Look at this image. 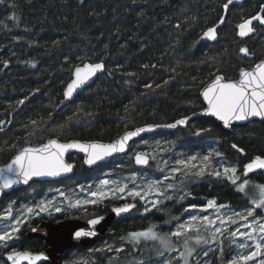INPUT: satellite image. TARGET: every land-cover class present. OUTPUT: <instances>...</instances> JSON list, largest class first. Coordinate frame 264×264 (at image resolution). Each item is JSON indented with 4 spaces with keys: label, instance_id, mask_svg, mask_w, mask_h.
<instances>
[{
    "label": "trees",
    "instance_id": "trees-1",
    "mask_svg": "<svg viewBox=\"0 0 264 264\" xmlns=\"http://www.w3.org/2000/svg\"><path fill=\"white\" fill-rule=\"evenodd\" d=\"M225 2L4 0L0 3V121H4L0 125V165L25 146L26 140L32 146L49 138L64 142L73 139L111 142L137 127L172 124L200 111L203 108L200 90L213 78L210 73L219 70L226 79L233 80L241 68H251L264 59V26L254 21L256 30L247 37H240L237 28L243 19L259 11L264 0H234L227 12L222 9ZM222 15L225 23L219 25L217 39H203V32L218 24ZM241 47H247L252 55L239 52ZM4 61H8L7 66ZM101 61L105 69L92 84L64 102L63 91L74 67ZM146 84L152 87L146 88ZM20 100L24 104H19ZM32 119L39 122L38 127L30 125ZM202 128L211 131L194 134ZM232 144L243 148L244 153L233 149ZM213 149L223 154L214 157V166L235 165L242 172L245 163L264 155V124L252 121L225 128L211 118L199 117L173 130L142 135L130 143L125 154L105 164L87 166L82 155L72 154L68 160L74 162L75 168L70 177L32 182L4 195L0 212L12 200L15 207L22 202L34 205L51 196L53 193L47 191L53 187L72 197L77 194L78 186L95 185L103 178L128 181L132 176H143L145 180H162L168 168L176 166L177 159L202 156ZM138 151L152 154L156 159L137 166L134 154ZM165 161L168 168L161 171ZM248 178L253 184H264V170L254 171ZM184 191L192 192V197L181 202L165 200L159 210L147 213L145 203L138 198L119 199L115 203L135 202L136 210L116 220L108 236L87 248L70 250L59 259V264L158 263L161 258L153 251L154 242L133 245L121 237L153 224L159 226L158 231L168 232L177 222L187 219L185 208L190 204L200 208L207 199L215 198L231 210L242 211L251 206L250 197L255 194L250 190L249 196H245L228 181L211 176L193 178ZM99 207L90 206L88 210ZM261 211L258 209L257 213ZM79 213L77 210L48 217L41 215L33 218L31 224ZM170 217H179V221L166 223ZM107 245L123 251H109ZM12 247L29 251L43 248L40 240L23 236L8 249ZM201 248L213 249L204 256L198 248L194 256L208 264L227 262L232 257L227 240L223 255L215 244ZM0 264H8V260L2 259Z\"/></svg>",
    "mask_w": 264,
    "mask_h": 264
},
{
    "label": "snow or ice",
    "instance_id": "snow-or-ice-1",
    "mask_svg": "<svg viewBox=\"0 0 264 264\" xmlns=\"http://www.w3.org/2000/svg\"><path fill=\"white\" fill-rule=\"evenodd\" d=\"M3 2L4 0H0V3ZM233 2L234 0H226L222 9L227 12ZM12 19H15V16ZM254 21L264 26V4L260 6L256 14L243 19L237 25L238 35L247 37L254 33L256 30L253 26ZM224 23L225 16L222 15L219 17L218 24L208 27L203 32V37L216 40L217 29L219 25ZM239 52L245 56L252 55L247 47H241ZM4 64L7 66L8 61H4ZM104 69L103 61L75 66L73 78L66 86L64 97L71 98L77 89ZM127 75L131 76L133 73H127ZM210 76H213V79L203 88L201 93L203 100L206 101V107L203 109L205 114L222 122L225 128L232 127L235 122L246 121L253 117L264 120V59L255 63L251 68H241L238 80L226 79L219 73V70L216 73H210ZM145 87L151 88L152 85L146 84ZM156 87H160V85H156ZM24 102V100L18 101L21 105ZM189 119L190 117H182L172 124L163 125V127L175 128L186 125ZM3 123L4 121H0V125ZM29 123L34 127L39 126V122L35 119L30 120ZM156 127H161V125L137 127L132 131H126L119 139L107 144L86 143L77 140L60 142L59 139L49 138L46 143L32 146L26 140L25 146L16 150L10 161L0 166V192L11 189L17 184H28L33 178L58 177L70 173L73 170V164L65 161V153L70 149L84 153L86 155L85 163L91 166L114 153L125 152L128 148V142L133 137H137L146 131H152ZM207 131H211V129L202 128L194 134L200 135L201 132ZM156 145L159 147L160 142L157 141ZM12 147L16 148L15 145ZM231 147L240 153H244V149L238 147L237 144H232ZM161 150L165 149L161 148ZM222 155L221 152L213 149L202 156L189 155L186 158L177 159L175 161L176 166L170 168L165 161L161 171L168 168V174L162 180H150L142 186L134 185L131 189L128 188L127 183L121 184L105 179L100 182L95 190L88 191L87 198L73 200L71 197H66L68 208L84 213L87 216L89 226L87 229L76 230L74 238L80 240L97 235L96 226L103 221L104 217L89 213L88 206H99L108 199H125L123 194L126 192L127 197L144 201L146 205L144 212L147 213L152 209L159 210V205L165 200L181 202L192 197V192L184 191L187 183H190L193 178L203 179L205 176H211L217 180L228 181L236 191L245 196H249V191L252 190L255 194L250 197L251 206L242 211H236L229 209L228 205L218 203L215 198L207 199L206 203L199 207L205 213L209 209L213 210L214 215L212 216L191 215L187 220L177 222L175 228L168 232L158 231L159 226L153 224L142 230L128 232L121 239L133 245H138L141 242H154L153 251L161 258L158 264H192V257L197 253L198 248L203 251L201 246L209 244L217 245V250L223 255L225 240L239 250L227 261V264H264V216L257 215L258 209L264 210V184H253L248 178L249 174L256 170H264V155H257L245 163L242 172L235 165L220 164L219 168L214 166V157H221ZM150 159L154 160L156 157L140 151L134 154L137 165H148ZM130 179L135 181L136 177L132 176ZM110 184L114 187L109 188ZM56 191L59 192V189ZM81 191L84 189L82 188ZM170 192L175 194H169ZM59 194L65 195L63 192ZM134 207V203H124L112 208V212L119 216L129 212ZM197 207L196 204H190L184 211L188 212ZM226 209L228 211H225ZM63 211L65 208L56 205L54 200L42 199L33 206H25L22 214L14 217L10 204L3 214H0V221H12L0 230V247L8 248L9 242L18 240L25 226L30 228L32 232H36L37 228L32 227L31 224L33 217H39L41 214L51 216L53 212L61 213ZM171 220L179 221V217H170L166 223ZM107 250L119 253L123 251V248L113 249L111 245H107ZM209 251H213V249L209 248L207 251H203V255L207 256ZM171 253H175V255H167L166 257V254ZM5 254L11 264H22L25 261L27 264H37L38 261L47 259L43 252L32 253L28 250H17L15 247H12ZM204 264H208V262H204Z\"/></svg>",
    "mask_w": 264,
    "mask_h": 264
},
{
    "label": "water",
    "instance_id": "water-1",
    "mask_svg": "<svg viewBox=\"0 0 264 264\" xmlns=\"http://www.w3.org/2000/svg\"><path fill=\"white\" fill-rule=\"evenodd\" d=\"M86 63H89V62H86ZM245 69H247V68H245ZM73 71H74V69H73ZM73 71H72L71 79L73 78ZM101 72H98L88 82H86L85 85H82L79 89H77L71 98H65L64 97V102L72 100L78 92L82 91L84 88H86L87 86L92 84L94 79ZM71 79L68 83L71 82ZM238 79H239V71H238V77L236 79H233V80H238ZM210 80L207 81L200 90V99H201V102L203 104V108L198 112H195L193 114L186 116V117H190V119L188 121H190L194 118L205 117V118H211V119L215 120L217 123L222 124V122L216 120L214 117L207 115L203 112V109L206 107V101L203 100L201 93L203 91V88L210 82ZM65 89H66V87H65ZM65 89H64V91H65ZM64 91H63V96H64ZM252 121H258V122H261L264 124V120H261L258 117H253V118H250L249 120H246V121L235 122L233 125H243V124H246V123H249ZM157 125H161V127H156L152 131H146V132L141 133L137 137H133V139L128 142V147H129L130 143H132L134 140L138 139L142 135L150 134L152 132H157V131H161V130H166V131L173 130V129L179 127V126H177L175 128H168V127H163V125H167V124H157ZM180 126H182V125H180ZM143 127H145V126H143ZM130 131H132V130H130ZM124 133L120 134L118 137H116L111 142L119 139V137H121ZM54 139H56V138H54ZM47 140L44 143H46ZM73 140H77L80 142H86V143L99 142V141L89 142V141H83V140H78V139H73ZM73 140H70V141H73ZM60 142H64V141L60 140ZM67 142H69V141H67ZM99 143L107 144L110 142H99ZM35 146H38V145H35ZM127 150H128V148H127ZM127 150L123 153H114L112 156L106 157L104 160L98 161L94 165H100V164L108 163L110 160L125 154L127 152ZM72 154L82 155L83 159H84V163H85L86 155L84 153H82L76 149H70L67 153H65V161L67 163L73 164V170L70 173L62 174L61 176H58V177L33 178V180L29 181L28 184L21 183V184L14 185L11 189H5L2 192H0V200L2 199V197L4 195L9 194V193L14 192V191H18L22 188H25L29 184H31L32 182H54V181H58L60 179H65V178L70 177L73 174V171L75 168L74 162L68 160V156L72 155ZM10 159L7 162H9ZM7 162H5L4 164H2L0 166L5 165ZM94 165H91V166H94ZM87 166H90V165H87ZM124 203H134L135 207L133 209H131L129 212L122 213L119 216L112 212V208L117 207V206H121ZM124 203H106L97 209L88 210V212L93 214V215L99 214V215H103V217H104L103 221L99 225L96 226L97 235L95 237L82 238L80 240H77L74 238V232L76 230H79L80 228L87 229L89 227L87 224V216L84 213L73 214V215L63 217V218H57V219H52V220H41L40 222H38L36 224H32V227L37 228L36 232H32L30 230V228H28L26 226L24 229L23 237L25 239H28V240L37 239V240H40L42 242V246H43L42 249H40L38 251H31L32 253L43 252L47 256L46 260L38 261L37 264H59V259L61 257H64L70 250H72L74 248H87L88 246H90L94 242H96L97 240L102 239L105 236H108L111 233L110 227L116 220L130 214L131 212L135 211L137 208V204L133 201L124 202ZM8 264H11V262L8 261ZM22 264H27V262L26 261L22 262Z\"/></svg>",
    "mask_w": 264,
    "mask_h": 264
},
{
    "label": "rangeland",
    "instance_id": "rangeland-1",
    "mask_svg": "<svg viewBox=\"0 0 264 264\" xmlns=\"http://www.w3.org/2000/svg\"><path fill=\"white\" fill-rule=\"evenodd\" d=\"M202 38L203 39H207V38H205V37H203L202 36ZM208 152H210V151H208ZM207 152V153H208ZM150 156H153L152 154H150ZM136 164V163H135ZM137 165V164H136ZM137 166H143V165H137ZM256 171H258V170H256ZM105 179H107V180H110V181H117V179H115V178H112V179H109V178H103V179H98L97 181H96V183H95V185H91V186H88V187H84L83 189H84V191H81V189H82V187H80V186H78L79 187V190H78V192H77V194H75L74 196H72L71 198L74 200V199H76V198H81V199H83V198H87V193H88V191L89 190H95L96 189V187L100 184V182L102 181V180H105ZM143 180H144V182H143ZM150 179H146L145 180V177H143V176H140V177H136V179H135V181H132V180H128V181H126V180H124V179H122V180H118L117 182H119V183H121V184H124V183H127L128 184V188L129 189H131L134 185H136V186H142L145 182H147V181H149ZM130 181V182H129ZM109 188H111V187H114V185H109L108 186ZM58 188H55V187H53V189H51V188H49L48 189V191L47 192H52L53 194L51 195V196H47L45 199H52V200H54V203L56 204V205H58V206H61V207H63V208H65V212L66 213H69V212H73V211H77L76 209H69L68 208V200L66 199V197L67 196H65L64 195V197H65V200H64V198L62 199V197L63 196H61L59 193L61 192V190L59 189V192L58 191H56ZM250 192V191H249ZM64 193V192H63ZM125 197L127 196V193L125 192L124 194H123ZM119 199L117 198V199H108V200H105L102 204H100L99 206L101 207V206H103L104 204H106V203H115L116 201H118ZM142 202H144V201H142ZM145 203V202H144ZM11 204V206H12V209H13V216L15 217V216H17V215H20V214H22V212H23V208L25 207V206H33V205H31V204H28V202H22L21 204H18V206L17 207H15V202H14V200H12V201H10L7 205H6V207H5V209H3L1 212H0V214H3V212L9 207V205ZM149 206V205H148ZM90 206H88V208H89ZM259 210H262V209H259ZM225 211H228V209H226ZM55 212H53V214H54ZM82 213V212H81ZM188 213V217H187V219L189 218V216H191V215H209V216H212V215H214V211L213 210H211V209H209L208 210V212H202L201 210H200V208H196V209H194V210H190V211H188L187 212ZM80 214V213H79ZM41 215H43V216H45V217H48L49 215H47V214H41ZM257 215L258 216H264V210L263 211H261V213H257ZM33 218H35V217H33ZM32 218V219H33ZM186 219V220H187ZM12 221L11 220H9V221H0V230H2L6 225H8V224H10ZM26 227V226H25ZM25 227L22 229V234L20 235V238L24 235V229H25ZM233 227H235V226H233ZM19 238V239H20ZM11 243L12 242H9V246L11 245ZM230 245V244H229ZM231 246V252H232V256L233 255H236L237 254V251H239L234 245H230ZM9 248V247H8ZM8 248H3V247H0V261H2V259H7V256H6V252L7 251H9V250H11V249H8ZM168 255H175V253H171V254H168ZM194 256H195V254H194ZM192 257V264H204V262L205 261H203V260H198L196 257ZM167 257V256H166ZM165 257V258H166ZM153 264H158V263H153ZM218 264H227V262H222V261H219L218 262Z\"/></svg>",
    "mask_w": 264,
    "mask_h": 264
}]
</instances>
